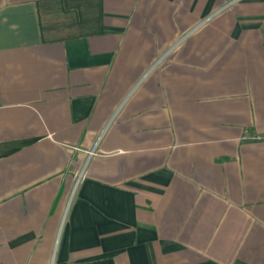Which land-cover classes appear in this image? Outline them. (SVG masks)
<instances>
[{
  "label": "crops",
  "instance_id": "0c3cea01",
  "mask_svg": "<svg viewBox=\"0 0 264 264\" xmlns=\"http://www.w3.org/2000/svg\"><path fill=\"white\" fill-rule=\"evenodd\" d=\"M0 264H264V0H0Z\"/></svg>",
  "mask_w": 264,
  "mask_h": 264
}]
</instances>
